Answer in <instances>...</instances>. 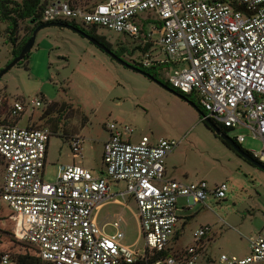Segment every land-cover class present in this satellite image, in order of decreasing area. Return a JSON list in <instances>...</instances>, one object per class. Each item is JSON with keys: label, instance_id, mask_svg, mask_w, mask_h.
<instances>
[{"label": "built area", "instance_id": "2783aa9c", "mask_svg": "<svg viewBox=\"0 0 264 264\" xmlns=\"http://www.w3.org/2000/svg\"><path fill=\"white\" fill-rule=\"evenodd\" d=\"M42 21H69L82 27H104L130 37L134 46H147L143 67L164 66L167 83L194 94L205 114L230 130L245 128L262 146L254 159L264 164V0H102L81 7L53 0L42 10ZM0 96V158L3 162L1 203L9 208L14 237L30 245L50 264H264V232L246 238L245 256L203 255L201 227L194 244H177L180 217L177 200L204 203L209 196L225 197V183L210 187L204 181L184 182L168 177L165 159L177 146L173 139L137 142L124 139L108 123L103 143L104 170L94 175L72 163L57 166L56 179L45 182L43 169L51 132L35 126H18L10 119L25 111L19 101L11 105ZM34 99L31 107L40 106ZM7 106V108H6ZM130 137V136H129ZM238 144L244 134L234 137ZM82 139L70 136L73 157H79ZM124 182V190H111L110 182ZM137 213L138 239L127 243L123 219L117 214L99 223L109 204ZM114 232H106V227ZM140 239L143 244L140 245ZM0 264H16L0 252Z\"/></svg>", "mask_w": 264, "mask_h": 264}, {"label": "rangeland", "instance_id": "374dc122", "mask_svg": "<svg viewBox=\"0 0 264 264\" xmlns=\"http://www.w3.org/2000/svg\"><path fill=\"white\" fill-rule=\"evenodd\" d=\"M65 1L88 7L102 0ZM31 27L28 21L20 22L17 44ZM5 28L6 24L0 21L1 70L10 60L12 49ZM95 34L114 53L124 48L120 57L128 63L134 65L133 60L140 59L130 37L104 27H95ZM27 61L14 65L0 77V96L6 104L19 101L25 105V111L10 119L14 124L25 127L34 123L33 126L51 132L43 169L45 182L55 181L60 164H77L94 175L103 171L102 152L108 123L131 129V135L123 132V138L132 142L143 135L152 141L173 139L177 146L165 159L168 177L184 182L204 180L210 187L221 183L227 186L224 198L209 196L205 204L178 198V246L193 245L198 230L209 226L201 241L204 256L218 259L223 253L245 256L250 252L246 238L264 232V168L238 156L216 137L193 106H199L194 94L187 95V100L180 97L166 88L164 72H158L153 80L115 61L87 37L68 27L41 28ZM34 99L40 101V106L31 107ZM239 133L245 135L240 147L254 159V153L262 146L260 140L253 139L242 127L226 131L231 139ZM74 134L82 139L77 158L70 147V136ZM3 169L0 158V187ZM110 183L113 192L125 189L124 182ZM127 204L129 208L118 204L105 206L98 221L102 224L112 219L108 216L121 215L125 240L132 243L138 239L134 215L137 208L131 199ZM8 214L9 208L1 203L0 252L13 256L24 249V243L14 237ZM105 230L114 232L109 226Z\"/></svg>", "mask_w": 264, "mask_h": 264}, {"label": "trees", "instance_id": "16d2710c", "mask_svg": "<svg viewBox=\"0 0 264 264\" xmlns=\"http://www.w3.org/2000/svg\"><path fill=\"white\" fill-rule=\"evenodd\" d=\"M51 1H53V0H0V21L4 22L6 24V28H5L4 33L6 35L7 41L9 43H11V45H12L11 58L8 61V63L13 58H15L19 55L23 46L28 41V39L31 37L33 30L37 26L49 23V22L42 21L41 17H42L43 8L45 6H47ZM22 21H28L29 23L32 24V27L30 28L29 33L22 39V41H20L17 44V40H18L17 39V33L19 30V24ZM56 22L71 25L74 28L79 29L82 32L81 33L82 36H84V37L88 36L94 40H97L99 43L103 44L104 46H106L107 48L110 49L109 44L106 43L104 40H102L101 38H99L95 34V27L96 26H89V29L85 30L84 27H82V26H80L74 22H68V21H56ZM133 48L135 49V51H139V54L145 53L147 51V46L141 47L140 45H136ZM120 50L123 51L124 48H121ZM120 50L117 49L115 51V54L119 57L121 56ZM29 53H30V51L25 55V57L18 64L27 63ZM133 64H134V66L141 69L146 76H150L149 78H151L153 80L156 79L158 72H161V71L164 72V66L163 65L143 67L142 65L135 62L134 60H133ZM0 71H1V69H0ZM165 85H166V88L170 89L171 91L175 92L177 95H179L180 97H182L186 100L188 99L187 95H192V94H185L179 90H176V89L172 88L168 83H166ZM4 103H6V100H4ZM50 108H51V106H50ZM195 108L199 112L200 117L202 118V122L207 126L205 120L203 119L205 112L202 109V107L200 106V104H199V106L198 105L195 106ZM209 120L211 122H213L216 126L221 128L223 131L226 132L228 130V129L222 127L220 124L214 122L212 119H209ZM221 141L227 147H229L231 150H233L235 152V150L228 143L224 142L223 140H221ZM232 141L237 147H239L251 159H253L252 155L249 152L244 151L240 147V144H238L234 138L232 139ZM238 156H240V155H238ZM255 162H257L260 166H262L264 168V164L260 163L258 160H256ZM23 247H24V249L21 252H19L17 255H13L16 264H50V263L44 262L40 258H38L37 255L35 254L34 249L30 245H27L24 243Z\"/></svg>", "mask_w": 264, "mask_h": 264}, {"label": "water", "instance_id": "95a60500", "mask_svg": "<svg viewBox=\"0 0 264 264\" xmlns=\"http://www.w3.org/2000/svg\"><path fill=\"white\" fill-rule=\"evenodd\" d=\"M48 26H60V27H68V28H71L73 30H75L76 32L78 33H82L79 29H76L74 28L73 26L71 25H67V24H62V23H59V22H49V23H46V24H43V25H39L37 26L32 34H31V37L28 39V41L25 43V45L23 46L22 50L20 51L19 55L15 58H13L1 71H0V77L7 71L9 70L11 67H13L14 65L18 64L24 57L25 55L32 49L33 45H34V42H35V38H36V35L38 33V31L41 29V28H44V27H48ZM92 43H94L97 47H99L101 50H103L104 52L108 53L115 61L121 63L122 65L128 67V68H131L133 70H136L142 74H144V72L139 69L138 67L128 63L127 61L123 60L121 57L117 56L114 52H112L109 48H107L106 46H104L103 44L99 43L97 40H94L88 36H86ZM145 75V74H144ZM150 77V76H148ZM193 105V104H192ZM195 107V105H193ZM199 113V112H198ZM207 126L216 134L218 135L221 140H223L224 142L228 143L234 150L235 152L240 155L241 157H243L244 159L250 161L251 163H255L257 165H259L257 162H255L253 159H251L245 152H243L239 147H237L231 138H229L226 134L224 133H221L220 130L218 129V127L213 123L211 122L208 118H205L204 119ZM260 166V165H259ZM262 167V166H260Z\"/></svg>", "mask_w": 264, "mask_h": 264}, {"label": "flooded vegetation", "instance_id": "af4514ba", "mask_svg": "<svg viewBox=\"0 0 264 264\" xmlns=\"http://www.w3.org/2000/svg\"><path fill=\"white\" fill-rule=\"evenodd\" d=\"M217 127H218V126H217ZM218 129L220 130V132H221V133H224V134H226V132H225V131H223L221 128H219V127H218ZM212 132H213V131H212ZM214 134H215V133H214ZM216 137H219V136H218V135H216ZM219 138H220V137H219ZM220 140H221V138H220Z\"/></svg>", "mask_w": 264, "mask_h": 264}, {"label": "crops", "instance_id": "0c3cea01", "mask_svg": "<svg viewBox=\"0 0 264 264\" xmlns=\"http://www.w3.org/2000/svg\"><path fill=\"white\" fill-rule=\"evenodd\" d=\"M34 123L28 124L27 126H33ZM106 140V139H105ZM103 171H101L100 173H102ZM166 172H167V168H166ZM173 178V177H172ZM175 179V178H173Z\"/></svg>", "mask_w": 264, "mask_h": 264}]
</instances>
